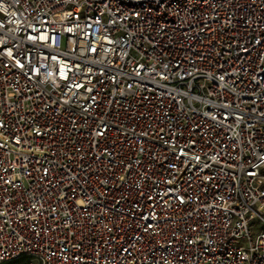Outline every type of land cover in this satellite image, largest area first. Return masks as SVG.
<instances>
[{
  "label": "built area",
  "instance_id": "obj_1",
  "mask_svg": "<svg viewBox=\"0 0 264 264\" xmlns=\"http://www.w3.org/2000/svg\"><path fill=\"white\" fill-rule=\"evenodd\" d=\"M264 264V0H0V264Z\"/></svg>",
  "mask_w": 264,
  "mask_h": 264
},
{
  "label": "rangeland",
  "instance_id": "obj_2",
  "mask_svg": "<svg viewBox=\"0 0 264 264\" xmlns=\"http://www.w3.org/2000/svg\"><path fill=\"white\" fill-rule=\"evenodd\" d=\"M33 264H36V262H33Z\"/></svg>",
  "mask_w": 264,
  "mask_h": 264
}]
</instances>
